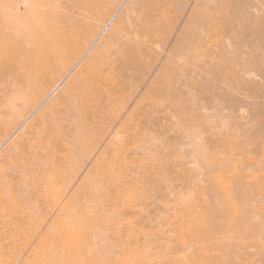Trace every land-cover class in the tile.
<instances>
[{"label": "rangeland", "instance_id": "1", "mask_svg": "<svg viewBox=\"0 0 264 264\" xmlns=\"http://www.w3.org/2000/svg\"><path fill=\"white\" fill-rule=\"evenodd\" d=\"M68 1L57 2V13L53 9L59 27L68 14L87 22L91 13ZM121 1L111 16L107 10L91 19L82 50L50 70L48 91L61 80L64 88L86 63ZM191 6L179 31L190 20ZM27 8L26 0H0V30L22 33L27 47H41L28 33L38 18ZM199 9L189 22L192 37L183 56L171 58L174 73L164 74L162 97L154 93L131 116L170 56V46L162 49L156 42L160 58L144 84L123 93L116 118L92 126L62 176L36 170L41 185L1 204L0 264H264V0H206ZM42 55L25 54L36 64ZM25 70L30 71L19 69ZM21 76L14 71L0 77V173L11 170L2 163L10 155L35 152L27 144L37 140V154L45 150L40 124L23 134L33 117L24 120L45 93L22 111L30 92L20 85ZM111 142L114 147L105 152Z\"/></svg>", "mask_w": 264, "mask_h": 264}, {"label": "bare ground", "instance_id": "2", "mask_svg": "<svg viewBox=\"0 0 264 264\" xmlns=\"http://www.w3.org/2000/svg\"><path fill=\"white\" fill-rule=\"evenodd\" d=\"M58 1L26 0L29 4L28 12L36 14L38 18L35 20L36 30L28 33H32L31 37L42 43L41 47L38 42H30L31 46L27 47L25 36L22 33L5 34L0 30V77L16 71L22 75L19 80L20 85L30 92L29 102L23 106L22 111L34 106L37 98L45 93L41 104L33 113L31 112L32 115L26 121L24 120V124H26L33 117L23 133H34L36 124H40L42 129L41 147H45V150L40 152L41 155L37 154L34 149L39 148L36 140V142L27 144L35 151L34 153L30 152V154L24 150L17 153L15 159L14 157L10 158V155L2 161V163H9L11 170L2 169L0 173V206L14 198L17 199L21 190L31 191L36 185H41L42 183L36 179V170L48 169L52 170L53 175L62 176L74 151L92 135V126L109 118H116L120 114L119 107L125 100L123 93L127 90H132L135 93L144 84V76L151 74V64L154 62L156 65L160 58L153 49V44L156 42L161 44L162 49H167L170 46V56L162 66L161 73H158L148 84L146 92L138 101L131 116L140 113L143 103L154 93H159L162 97L165 92L161 83L165 77L164 74L166 71L168 74L169 70L174 73L172 69L176 68L172 67L171 58L183 56L186 42L192 37L189 36L192 34L189 22L199 16V10H201L199 6L206 2V0H122L111 18L110 29L104 28L99 32L94 44L92 43L89 50L91 54L88 52L90 57L86 63L80 65L79 70L75 74L73 73L64 88L60 89L63 82L61 80L62 82L60 81L51 91H48V86L53 81L49 74L50 70L59 66V61L62 58L68 57L73 60L74 56L72 57V55H75L79 48L82 50L87 35L94 26L91 19L103 17L107 10H109L107 16H111L110 14L118 2V0H69V6L78 5L83 13L89 12L91 15H87L89 20L85 23L80 21L83 20L81 15L74 16L72 20L68 17L69 14L65 15L61 17L64 24L59 27L60 20L53 17V9L55 11L58 9ZM49 5L51 6L49 14L41 17V10ZM210 5L209 3L206 9H209ZM188 6H191L190 20L186 21L179 31ZM176 32V38L171 43ZM57 38L61 40L60 44L57 43ZM101 39L102 42H99ZM33 52H42L43 57L40 63L36 64L33 62L34 60H31L32 57L25 56V54ZM63 67H65L63 71L68 69L66 65ZM22 68H28L31 72L25 70L22 73L19 71ZM32 68L36 71L33 72ZM53 94L55 96L52 98ZM64 104L65 106L61 110L59 106ZM40 106L42 109L38 112ZM3 111L4 114H7L5 113L6 109ZM21 118L17 119L15 124L19 123ZM130 123L131 121L128 120L126 125H131ZM23 125L20 128L17 126L18 130L15 132L17 133ZM4 141L6 142V140ZM22 141L25 142V139ZM109 144L106 146L105 152L110 149L109 147H114L112 142ZM59 153L62 155H59L58 159L52 157ZM9 154L14 156L15 151L13 150ZM98 161L99 158L96 163ZM54 164L59 167L53 169ZM47 179L51 181L50 178ZM34 183L35 185H32ZM73 203V197H69L67 205L71 207Z\"/></svg>", "mask_w": 264, "mask_h": 264}]
</instances>
